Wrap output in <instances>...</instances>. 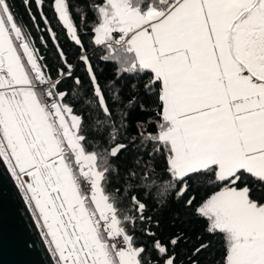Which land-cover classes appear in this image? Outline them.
I'll return each mask as SVG.
<instances>
[{"label": "snow or ice", "instance_id": "snow-or-ice-1", "mask_svg": "<svg viewBox=\"0 0 264 264\" xmlns=\"http://www.w3.org/2000/svg\"><path fill=\"white\" fill-rule=\"evenodd\" d=\"M24 3L55 41L45 0ZM13 6L0 0V169L49 264H202L203 252L264 264V0H87L76 14L87 26L92 13L99 59L116 65L103 87L86 50L73 64L58 48L54 76ZM48 6L83 48L69 0ZM133 109L150 115L130 120ZM204 185L218 190L193 208L184 198ZM181 202L221 238L218 252L198 237L181 260L184 234L153 230Z\"/></svg>", "mask_w": 264, "mask_h": 264}, {"label": "trees", "instance_id": "trees-1", "mask_svg": "<svg viewBox=\"0 0 264 264\" xmlns=\"http://www.w3.org/2000/svg\"><path fill=\"white\" fill-rule=\"evenodd\" d=\"M50 3L51 0H45L44 13L48 16L51 28L56 33L55 41L51 38V34L45 29L39 13L36 12L35 3L31 5V8L32 12L37 15L35 23L40 24L39 28H36L34 26V22L30 20L24 0H14L13 11L16 14L18 21H21L25 25L26 30L32 32L33 39L36 41L37 47L41 49V54L45 56L51 73L55 76L56 69L61 63L60 57L57 54L58 48L63 49L68 62L73 64L77 63L78 54H83L86 50V54L91 58V62L96 70V75L99 77L100 85L103 87L107 82L113 80V72L116 67L115 63L101 61L99 58L104 55L105 52L101 47L94 45L92 42V13L90 11L87 12L89 21L87 26H85V23L81 20L80 15L76 14L75 9L78 7L81 11L87 9V0H69L71 14L78 27V34L83 42V48L75 45L66 30L62 28L54 18V14L48 6ZM43 41H46V43ZM83 69L84 65L79 64L76 68L75 75L83 78ZM133 82V78L128 76L124 77V79L120 81V84L124 89L122 95H124L125 99H127L131 94L129 84ZM70 85L71 81H68L65 85H62V87L67 88ZM84 85L87 87V79L84 80ZM148 115H150L149 112H141L138 109H133L129 119L133 121L142 120ZM121 163H123V161H121ZM216 190L218 189H214L210 185L199 186L193 188L184 199L186 200L189 196H196V203L193 205L194 208L202 199L211 195L212 192ZM193 208L185 207L183 202L180 204L172 203L169 207L154 215V220H159L160 227L159 229L154 228L153 230L157 232V235L161 239H166L168 236L177 232L184 234L187 243L181 242L180 246L177 248V251L180 253L179 258L181 260H185V253H190L194 247L199 244L200 241L198 240V237H203L205 241L211 242L212 252H218L221 248V238L217 235L206 234V221L194 215ZM206 257L207 259H205ZM213 258V256L209 255V252H203L198 257V259L202 261V264H212Z\"/></svg>", "mask_w": 264, "mask_h": 264}, {"label": "water", "instance_id": "water-1", "mask_svg": "<svg viewBox=\"0 0 264 264\" xmlns=\"http://www.w3.org/2000/svg\"><path fill=\"white\" fill-rule=\"evenodd\" d=\"M0 264H49L41 233L13 178L0 169Z\"/></svg>", "mask_w": 264, "mask_h": 264}, {"label": "rangeland", "instance_id": "rangeland-1", "mask_svg": "<svg viewBox=\"0 0 264 264\" xmlns=\"http://www.w3.org/2000/svg\"><path fill=\"white\" fill-rule=\"evenodd\" d=\"M19 192H20V194H21V196H22V198H23V200H24V197H23V194H22V192L19 190ZM24 202H25V200H24ZM25 204L27 205V203L25 202ZM27 207H28V205H27ZM28 209H29V211H30V213H31V216H32V218H33V220L35 221V218L33 217V215H32V210L28 207ZM36 223V222H35ZM36 225H37V223H36ZM37 227H38V229H39V231H40V228H39V225H37Z\"/></svg>", "mask_w": 264, "mask_h": 264}]
</instances>
